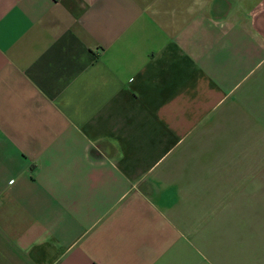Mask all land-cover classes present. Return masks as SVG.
I'll use <instances>...</instances> for the list:
<instances>
[{
  "label": "crops",
  "instance_id": "0c3cea01",
  "mask_svg": "<svg viewBox=\"0 0 264 264\" xmlns=\"http://www.w3.org/2000/svg\"><path fill=\"white\" fill-rule=\"evenodd\" d=\"M0 264H264V0H0Z\"/></svg>",
  "mask_w": 264,
  "mask_h": 264
}]
</instances>
